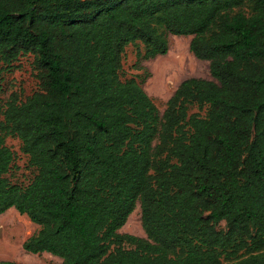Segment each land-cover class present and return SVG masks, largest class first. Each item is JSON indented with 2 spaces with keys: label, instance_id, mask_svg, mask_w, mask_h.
I'll list each match as a JSON object with an SVG mask.
<instances>
[{
  "label": "trees",
  "instance_id": "1",
  "mask_svg": "<svg viewBox=\"0 0 264 264\" xmlns=\"http://www.w3.org/2000/svg\"><path fill=\"white\" fill-rule=\"evenodd\" d=\"M156 27L190 36L211 78L182 81L162 115L120 78L128 45L141 42L144 59L167 53ZM25 54L39 89L11 98L0 123V215L39 227L24 251L62 264L241 253L237 264H264V0H0L1 68ZM8 136L36 170L25 186L4 177ZM136 202L145 239L118 233Z\"/></svg>",
  "mask_w": 264,
  "mask_h": 264
},
{
  "label": "rangeland",
  "instance_id": "2",
  "mask_svg": "<svg viewBox=\"0 0 264 264\" xmlns=\"http://www.w3.org/2000/svg\"><path fill=\"white\" fill-rule=\"evenodd\" d=\"M245 11L250 10L245 9ZM156 30L167 41V53L152 59H144L145 49L141 42L128 45L123 55L120 78L122 81L134 80L139 84L162 115L168 100L182 81L189 78H211L208 61L199 60L190 52V36H174L160 27H156ZM33 61L32 54H25L12 62L8 68H1L0 64V123L3 121L6 103L11 98L24 101L38 91L39 86ZM187 108L189 115L206 116L207 106L189 103ZM5 144L14 153V161L11 170L4 177L12 184L27 185L36 174V170L29 164V158L21 152L20 140L8 136ZM140 216V203L136 202L135 209L118 233L145 239L146 235L141 227ZM10 220L14 224L11 228L7 227ZM217 228L221 231L225 230V222L219 223ZM38 230L39 227L33 224L26 215H21L14 209L1 214L0 261H14L21 264H62L60 258L48 253L31 254L24 251L23 243ZM261 253H264V249ZM250 254L241 253L238 258L221 256L218 264H237Z\"/></svg>",
  "mask_w": 264,
  "mask_h": 264
},
{
  "label": "bare ground",
  "instance_id": "3",
  "mask_svg": "<svg viewBox=\"0 0 264 264\" xmlns=\"http://www.w3.org/2000/svg\"><path fill=\"white\" fill-rule=\"evenodd\" d=\"M13 225H14V224H13V221H11V220H10V222L7 223V227H10V228H11V227H13ZM18 234H19V233H18Z\"/></svg>",
  "mask_w": 264,
  "mask_h": 264
}]
</instances>
